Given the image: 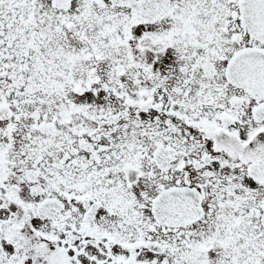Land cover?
<instances>
[{
	"label": "snow or ice",
	"instance_id": "6c2138e0",
	"mask_svg": "<svg viewBox=\"0 0 264 264\" xmlns=\"http://www.w3.org/2000/svg\"><path fill=\"white\" fill-rule=\"evenodd\" d=\"M0 264H264V0H0Z\"/></svg>",
	"mask_w": 264,
	"mask_h": 264
}]
</instances>
